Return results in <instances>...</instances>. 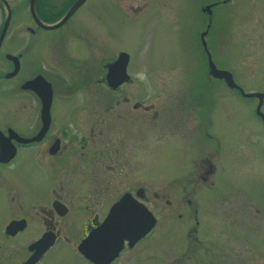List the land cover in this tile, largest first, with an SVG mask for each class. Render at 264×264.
I'll return each instance as SVG.
<instances>
[{"label":"flooded vegetation","instance_id":"obj_1","mask_svg":"<svg viewBox=\"0 0 264 264\" xmlns=\"http://www.w3.org/2000/svg\"><path fill=\"white\" fill-rule=\"evenodd\" d=\"M5 1L10 18L0 40V264H210L216 254L223 264H264V204L254 200L212 203L205 207L202 225L198 220L200 206L186 200L183 204L190 213L183 242L177 238L181 233L174 232L177 223L173 222L181 218L178 204L162 201L140 179L127 190L114 184V156L120 147L114 137L119 138V134L112 120L103 123L97 117L96 92H91L99 82L96 0H82L57 27L78 0H34L32 8L28 0L29 22L19 29L13 28L14 4ZM228 1L232 0H212L202 8L208 22L198 39L207 66L201 35L209 32L213 12ZM205 7L210 12H204ZM6 12L0 0V38ZM106 75L112 99L125 84L114 91ZM235 91L242 99L247 98ZM50 93L46 111L44 103ZM252 99L257 106L258 99ZM132 108L143 111V115L151 109L142 102H135ZM83 112L90 120L83 121ZM104 124L108 136L97 130ZM131 124L122 126L126 130L121 134L129 153L131 140L136 134L142 137L144 126L141 121ZM154 134L161 140V131ZM252 144L257 146V142ZM251 156L264 163V153L258 158L256 151H251ZM204 160L196 179L190 180L191 187L195 184L198 188L199 182L205 188L214 186L210 179L217 169L209 156ZM226 166L236 172V168ZM117 169L122 176L123 165L118 164ZM125 194L146 207L155 220L153 227L134 242L124 240L112 259L86 257L82 250L89 236ZM162 213L169 224L163 223ZM197 235L217 238L204 247L201 260L194 263V253L202 249H194V242L202 244ZM97 245L94 242L91 247ZM178 245L184 250L179 252Z\"/></svg>","mask_w":264,"mask_h":264},{"label":"rangeland","instance_id":"obj_2","mask_svg":"<svg viewBox=\"0 0 264 264\" xmlns=\"http://www.w3.org/2000/svg\"><path fill=\"white\" fill-rule=\"evenodd\" d=\"M10 2L15 8L13 28L27 25L28 0ZM210 2L96 0L99 82L91 92H96L97 117L103 123L112 120L119 134V138L114 137L120 146L118 156H114V184L127 190L140 179L162 201L178 204L181 218L173 222L177 223L174 232L181 233L177 238L183 242L190 213L183 204L186 200L200 206L198 220L202 225L205 207L212 203L254 200L264 204V163L251 156V151H256L258 158L264 153V129L255 112L256 101L242 99L222 79L213 78L200 47L198 36L208 22L202 8ZM216 10L205 33L212 61L218 69L229 72L244 92L264 94V0H232ZM121 52L129 55L127 73L132 81L118 88L114 93L118 97L113 94L111 99L104 80L106 65ZM108 58L111 60H104ZM135 102L151 109L144 115L143 111L134 112ZM108 106L113 107L107 112ZM261 111L264 114V103ZM82 119L90 120L85 112ZM135 121L143 122V135L138 138L136 134L131 140L129 153L124 149L127 143L121 141L126 130L122 126ZM97 130L108 136L106 124ZM155 131H161V140ZM208 156L217 169L210 179L213 188L200 186L199 181L198 188L195 184L191 187L190 180L196 179ZM118 164L123 165L122 176ZM164 218L162 213L163 223ZM204 236L197 235L201 245L193 244L194 249L202 248L194 253V263L201 260L204 247L217 238ZM177 248L184 250L180 245ZM229 250L237 255L234 247ZM211 260L210 264H223L217 254Z\"/></svg>","mask_w":264,"mask_h":264},{"label":"water","instance_id":"obj_3","mask_svg":"<svg viewBox=\"0 0 264 264\" xmlns=\"http://www.w3.org/2000/svg\"><path fill=\"white\" fill-rule=\"evenodd\" d=\"M31 0V8H32ZM3 5L7 9V16L5 24L2 29V34L0 40L4 37V34L7 30V26L10 18V9L5 0H1ZM82 0H78L63 20L55 25L57 27L61 25L70 14L80 5ZM204 12H210L209 8L204 9ZM206 33V32H205ZM205 33L201 35L202 43L206 49L204 42ZM129 61V56L126 53H120L118 59L113 63L109 64L108 73L106 76V81L110 87L113 89L117 88L122 83L129 80V77L126 74V67ZM208 65H209V74L215 79H222L225 81L226 85L230 89H239L241 90L233 81L231 74L226 71L218 70L215 68L214 64L211 61L210 56L208 55ZM242 91V90H241ZM258 98L259 102L256 107V114L262 119L264 125V115L261 113V107L263 104L264 95L255 94L253 95ZM51 103V93L49 99L44 103L46 104V111ZM155 223L154 218L149 213V211L138 203L131 197V195L126 194L119 203H117L109 215L105 223L96 231L92 232L89 236L85 247L82 250L83 255L88 258H105V257H114L117 251L121 247V243L124 240H129L134 242L144 235H146ZM94 242H97L98 245L92 246Z\"/></svg>","mask_w":264,"mask_h":264}]
</instances>
